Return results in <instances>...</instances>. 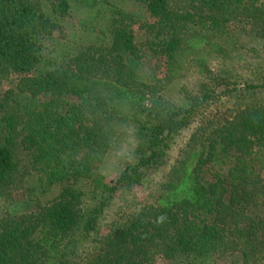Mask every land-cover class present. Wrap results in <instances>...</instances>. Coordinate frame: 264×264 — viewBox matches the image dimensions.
<instances>
[{
  "label": "trees",
  "instance_id": "obj_1",
  "mask_svg": "<svg viewBox=\"0 0 264 264\" xmlns=\"http://www.w3.org/2000/svg\"><path fill=\"white\" fill-rule=\"evenodd\" d=\"M135 1L147 10L143 45L165 59L167 77L178 76L192 56L202 73L225 87L221 95L256 87H230L206 57L222 51L217 38L234 41L226 37L231 23L250 24L264 40L263 0ZM83 2L94 7L97 0ZM69 7V0H60L47 13L32 0H0V67L22 76L20 94L47 98L30 103L20 121L5 113L0 94V195L16 181L19 150L30 157L34 192L60 187L44 203L36 197V210L0 217V264H156L159 258L202 264L217 254L235 255L228 264H264L262 179L244 160L264 154V103L209 117L193 133L156 203L115 224L92 254L76 262L75 236L97 228L121 186L141 184L164 163L176 134L217 90L202 89L187 109L162 102V80L148 83L139 75L144 52L136 42L138 20L122 9L113 10L108 32L61 64L43 67V41L61 37L59 17ZM130 121L139 123L135 161L105 188L97 206L86 209L82 182H101L97 167L122 138L119 127Z\"/></svg>",
  "mask_w": 264,
  "mask_h": 264
},
{
  "label": "rangeland",
  "instance_id": "obj_2",
  "mask_svg": "<svg viewBox=\"0 0 264 264\" xmlns=\"http://www.w3.org/2000/svg\"><path fill=\"white\" fill-rule=\"evenodd\" d=\"M39 5L42 11L50 13L53 4L60 0H32ZM176 0H173L175 2ZM264 1V0H263ZM69 11L67 16L59 17L64 27L61 37L46 38L43 41V54L45 68L57 66L74 55L80 46L94 42L102 32L110 29L113 10L122 9L134 15L138 22L135 25L136 42L143 49L144 57L141 60L139 75L148 83H156L159 90L157 97L168 105H177L182 109L191 106L190 98L202 96L203 92L217 90L216 95L210 97L201 108V114L194 117L193 121L182 128L173 139L170 147L166 149L164 163L150 171L141 184L133 185L131 188L121 186L109 205L100 216L97 228L89 234L79 232L75 236L74 246L78 254L76 262L92 254L96 244L106 236L111 228L125 219L137 209L156 203L162 186L167 183L172 175L173 168L177 166L183 151L186 149L193 133L208 118H223L235 113L238 109L248 105L264 103V40L250 31V24L231 23L229 26V37L234 41L216 39L223 46L222 51L214 52L207 56L209 67L220 77L229 82V86L236 85L238 88L256 86L241 94L240 91L233 92L229 96L219 94L225 87H218L212 78L202 73L196 64L194 57H186L187 64L178 76L167 77L168 68L165 59L152 53L143 44L148 38L143 24L148 20L145 5L135 0H97L94 7L86 5L83 0H69ZM21 75L0 67V94L5 98V113L15 114L20 121L25 119V113L30 105L44 102L46 96L31 99L28 94H20L17 85ZM210 91V92H211ZM4 113L0 112V118ZM150 118L141 116L142 122L149 123ZM153 120V119H151ZM140 122V121H139ZM138 122L125 123L119 127L122 138L116 147L110 151L97 167L101 182L94 184L91 179L83 180V189L86 192L85 208L97 206L107 186L114 185L121 177L127 165L135 161V151L139 141L136 134ZM19 160V172L13 186L0 195V217L8 214H21L37 209V201L42 203L51 199L60 191V187L44 194L33 191L36 181L32 174L30 157L27 152H17ZM244 160L249 163L255 173L262 179L264 190V154L247 156ZM32 187V188H31ZM264 194V193H263ZM34 198V199H33ZM235 260V255L217 254L210 262L202 264H228ZM80 264V263H77ZM156 264H186L181 259L167 260L159 258Z\"/></svg>",
  "mask_w": 264,
  "mask_h": 264
}]
</instances>
